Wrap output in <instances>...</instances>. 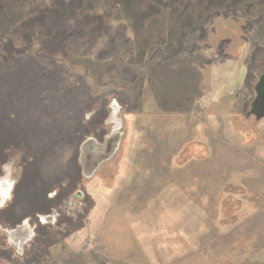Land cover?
<instances>
[{"label":"rangeland","instance_id":"rangeland-1","mask_svg":"<svg viewBox=\"0 0 264 264\" xmlns=\"http://www.w3.org/2000/svg\"><path fill=\"white\" fill-rule=\"evenodd\" d=\"M263 54L264 0H0V264H264Z\"/></svg>","mask_w":264,"mask_h":264},{"label":"water","instance_id":"water-1","mask_svg":"<svg viewBox=\"0 0 264 264\" xmlns=\"http://www.w3.org/2000/svg\"><path fill=\"white\" fill-rule=\"evenodd\" d=\"M113 105L116 104H112V106ZM244 116L247 119L253 117L257 122L264 119V75H260L259 82L256 86V97L249 104V109ZM120 143L121 137L119 135L112 136L110 140L105 143V145H99L102 152H98L95 148H87V144H85L82 148L81 158L84 177L87 179L93 177L103 163L114 157L119 150ZM15 231H17V237L24 238L23 241L20 238L15 239V245H18L19 248H24V244L27 243L28 240V238L25 237L27 236V232H22V226L17 227Z\"/></svg>","mask_w":264,"mask_h":264},{"label":"flooded vegetation","instance_id":"flooded-vegetation-1","mask_svg":"<svg viewBox=\"0 0 264 264\" xmlns=\"http://www.w3.org/2000/svg\"><path fill=\"white\" fill-rule=\"evenodd\" d=\"M261 61L264 62V54L262 55L261 57ZM260 75H264V73H259V72H255L254 73V79H253V82H252V85H253V94H254V98L256 97V86L259 82V79H260ZM253 98V99H254ZM90 148H93V147H90ZM94 160V159H93ZM3 186L0 184V196L5 199L6 196L8 195V191H6V189H2ZM81 192V191H80ZM79 191H76V193L74 194H69V196H67L68 198V201H66L67 199H64L63 202L59 203V205H57V207H61V206H64V207H70V209L72 208H75L76 206H78L77 204H75V202L73 201V199H75V197L79 198V194H80ZM56 195V193H55ZM72 200V201H71ZM57 208H53L52 210V214L50 217H44L40 219V221L42 223H55L56 222V219H57Z\"/></svg>","mask_w":264,"mask_h":264}]
</instances>
